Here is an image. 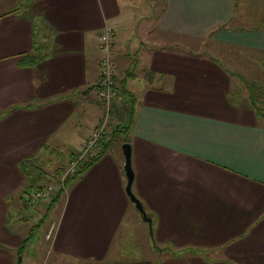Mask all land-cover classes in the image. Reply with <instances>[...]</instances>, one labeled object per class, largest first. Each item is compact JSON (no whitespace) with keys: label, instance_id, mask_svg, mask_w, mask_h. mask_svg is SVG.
Returning <instances> with one entry per match:
<instances>
[{"label":"crops","instance_id":"obj_1","mask_svg":"<svg viewBox=\"0 0 264 264\" xmlns=\"http://www.w3.org/2000/svg\"><path fill=\"white\" fill-rule=\"evenodd\" d=\"M239 1L0 0V264H264V118L215 51L258 53L264 73V27L234 26ZM109 26L118 92L135 100L119 112L133 116L132 193L143 212L111 145L70 181L43 237L50 245L25 248L33 229L21 215L33 201L22 202L23 161L55 149L59 133L79 142L78 120L89 131L107 107L91 94ZM210 35L212 56L176 40Z\"/></svg>","mask_w":264,"mask_h":264},{"label":"rangeland","instance_id":"obj_2","mask_svg":"<svg viewBox=\"0 0 264 264\" xmlns=\"http://www.w3.org/2000/svg\"><path fill=\"white\" fill-rule=\"evenodd\" d=\"M148 1H151V0H148ZM236 15L240 16V19H239L240 21L238 24L234 23L235 27L244 28V29L245 28H249V29L263 28L264 27V20H263L264 19V0H241L239 1L238 8L236 10ZM112 39L114 43L115 30L113 27H112ZM176 40L179 42L180 40L185 42L190 47L189 50L191 52L193 51L196 53L200 52L203 55H207V56H212L211 54L214 53L213 49L215 47V43L213 41V35L212 36L210 35L209 38H207L206 42H204L203 40H197V39L196 40L187 39V38L181 39L178 36H176ZM113 47L114 45L112 46L111 54L113 51ZM215 51H219L221 54L223 51H225L227 55H224V54L223 55H224V58H227L225 60V64L227 68H229L230 71H232L235 75L240 76L241 80L237 76L233 77V79L235 80L234 83L236 85L238 95H241V96L243 95L247 98L250 95L248 93L249 86L247 88L246 84H244V80L246 81L248 79L256 83L255 77L260 76V78L264 81V73L262 71L254 69V68L260 69V62H259L260 57L257 56L259 55L258 53L243 51L236 47H232V48L228 47L225 50H223V48H220V49H215ZM111 54H110V58L112 59ZM232 57L233 59H231ZM114 75L116 76V79H115L116 86H118L117 83H118V80H120L119 75L116 74V71H114ZM140 76H136V77H140ZM120 94L119 96L117 95L114 102L111 103L110 113H109V109H107L106 107L98 111L96 118H93L88 122V123L94 122L93 126H91V129L89 131L84 129V126L87 123V119L84 118V119L78 120L81 123V126H80L81 133L84 134L80 137L79 142L67 143L65 139L61 138L62 133H59L53 138V143L60 144L58 146L52 145V147L55 149H53L52 151L43 149L41 153L39 154L35 153L31 156V158L23 161V163L26 164V174H27L25 175L26 176L25 190L27 187L28 188L26 192L24 191L23 193L22 202L26 203V201L27 202L32 201L33 199L36 200L30 203L27 210L25 209L24 211H22L23 213L21 215L22 217H25L28 220V228L33 229V231H29L26 237L25 244H24L25 248H27L28 244L31 241L33 244L37 243L38 241L44 243L43 237L45 238L46 236L45 233L50 228L53 227V224H55V222L60 221L61 215L63 214V210L65 207L67 198H68V195H66V191H68V189L72 188L74 185V183H72L73 181L67 183L66 180L68 179V177L75 175V173L78 170V166L75 167L74 171H71V173L68 174L69 176L67 177V179L65 178V185L63 187L61 186L62 181H63L61 179L62 174L59 175L57 173V170L64 168L65 170L64 172H68L72 168V165H73L72 162H75V163L79 162L80 164L81 159H82V162L84 161L86 162L95 157H99L101 154H103L102 149L105 150L109 148V146L111 145L115 146L116 149L115 148L112 149L108 153L107 156L111 158H115V159L119 158L120 160L124 159L125 156L123 152V146L126 143L124 136L122 135V136L114 137V131L118 126L124 125L126 127L129 123V120H131L133 116L130 118V114L127 113L128 112L127 109H124L123 118L120 119L121 112H119V110H123L124 107H127L130 104H132V101L128 99L129 97L126 94H125V97L120 96ZM127 94L130 95L131 93L127 92ZM254 94L258 96V93L255 91H254ZM91 97H92L91 98L92 101L94 99L97 102L96 106H100V104L98 103L100 99L97 95V92L95 91L92 92ZM120 98L123 101H126V103H122ZM118 99H119V104L117 106L115 105V102H117ZM240 100H239V103H242V100L241 101ZM259 106L262 110H264V106L262 105H259ZM115 111L117 112L115 113ZM224 116H227V115L224 114ZM97 123L99 125L95 128V130L92 133L91 131L94 125ZM104 125H105V135L103 136L102 139H104L105 143L108 142V144L107 145L104 144L103 146L99 144L98 147L91 148V151L86 153L84 146L86 145V143L87 145L89 144L88 141L94 139V136H95L94 133H96L99 127L104 126ZM124 126L120 128H125ZM130 130L131 129H129V131ZM128 137L130 139V134L128 135ZM119 149L122 151V153H118ZM42 168L47 173L46 177L43 176L44 174H41V176L43 177L41 178L40 182L35 183L33 185L32 184L33 179L38 178V174L40 173V170H42ZM38 185H41V186L43 185L45 187L53 186L55 187L56 193H58V191H60L61 188H63L64 191L60 194L57 201L54 202V204L52 205L50 202H48V200L38 199L36 197V191L38 189ZM56 193H55V196L57 195ZM135 207L137 208L136 205ZM124 226L127 227L128 225H124ZM142 227L143 226H140V229H142ZM146 227L147 226L144 227V231ZM25 228L27 231L28 228L27 227ZM50 231L48 232V234L50 233ZM119 238H120V234H119L118 239ZM131 243L133 242H128L127 245ZM45 245L49 246L50 242H48V244H45ZM29 252L30 253L32 252V248L29 249ZM27 264H31V263L27 262ZM33 264H40V263H33Z\"/></svg>","mask_w":264,"mask_h":264},{"label":"built area","instance_id":"obj_3","mask_svg":"<svg viewBox=\"0 0 264 264\" xmlns=\"http://www.w3.org/2000/svg\"><path fill=\"white\" fill-rule=\"evenodd\" d=\"M112 46H113L112 27L109 26L106 28L104 34L101 36L100 47L103 51L104 57L100 63V76L98 81L99 90L97 92L100 101L105 102L106 106L108 107L107 109H109V113H110L111 103L114 102L117 95L119 96L118 88L115 82V75H114L115 68L110 58ZM94 135H93L94 139L88 141L89 144L87 145L86 143V145L84 146L86 153L91 151V148H96L99 146L100 140H102L103 136L105 135V125L99 127V129L96 131V133H94ZM78 163L72 162L73 165L71 170L68 172H64L62 174V178H61L63 180L61 185L62 187L65 185V178L67 179V177L69 176L68 174L71 173V171H74L75 167L78 166ZM55 193H56L55 187L48 186V187H44L43 189L37 190L36 197L38 199L49 200L51 196L55 195ZM32 201L34 202L36 200L33 199ZM53 229L54 228H52L50 233L47 235V239H51L53 235Z\"/></svg>","mask_w":264,"mask_h":264},{"label":"trees","instance_id":"obj_4","mask_svg":"<svg viewBox=\"0 0 264 264\" xmlns=\"http://www.w3.org/2000/svg\"><path fill=\"white\" fill-rule=\"evenodd\" d=\"M244 84H246L247 88L249 86L248 92L250 94V102H251L252 106L257 110V112L259 113V115H261L264 118V110H262L260 108V106H259V105L264 106V85L258 84V83H255V82H252V81H250L248 79L246 81L244 80ZM254 91L258 93V96L254 94ZM123 92L126 95H128L127 94V91L126 92L123 91ZM118 93L119 94L121 93L120 96L125 97V94H122V92H118ZM131 97L133 98L132 95H131ZM134 103H135V100H132V104H134ZM130 109L131 108H128L127 110H130ZM130 126H131V120H129V123H128V125L125 128H120L118 126L115 129V131H114V137L122 136L123 135L124 136V139H125V142L128 143L129 142L128 135H129ZM99 144H101V146H103L104 144L107 145L108 142L105 143L104 142V139H102V140H100V143ZM102 151H103V153L108 152V151H106V149L105 150L102 149ZM101 155L99 157H95V158H93V159H91L89 161H86V162L85 161L82 162V160H81V163L80 164L78 163V170L75 173V175L74 176H71V177H68V179L66 180V182L67 183L70 182L71 180L75 179L76 177H78L79 175H81L85 171H87V169H89L100 157H102ZM22 169H23L25 175H27L26 174V164H24V163L22 164ZM64 171H65L64 168H62L60 170H57V173L59 175H61V174L64 173ZM41 174H44L43 176H45V177L47 175L46 171H44L43 168H42V170H40V173L38 174V178L33 179V182H32L33 185L35 183H39L40 182L41 178L43 177V176H41ZM44 187L45 186H43V185L42 186L41 185H38V189L37 190L43 189ZM63 191H64L63 189H60V191H58L57 197H55V199L53 201H51V204L53 202H56L57 201V199L59 198L60 194ZM20 263H21V260L18 262V264H20Z\"/></svg>","mask_w":264,"mask_h":264},{"label":"water","instance_id":"obj_5","mask_svg":"<svg viewBox=\"0 0 264 264\" xmlns=\"http://www.w3.org/2000/svg\"><path fill=\"white\" fill-rule=\"evenodd\" d=\"M123 152H124L125 160H126L125 170H126V174H127V177H128L127 193L130 196L131 200L137 205L138 209L141 212H143V207H142L141 203L139 202V200L132 193V185H133V182H134V172H133V169H132V166H131V163H132V148H131V145L129 143L124 144Z\"/></svg>","mask_w":264,"mask_h":264}]
</instances>
